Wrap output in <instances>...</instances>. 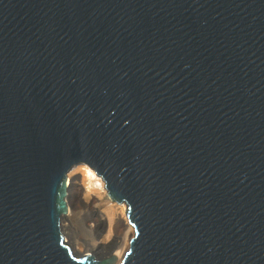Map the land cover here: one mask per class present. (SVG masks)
<instances>
[{
  "label": "water",
  "instance_id": "obj_1",
  "mask_svg": "<svg viewBox=\"0 0 264 264\" xmlns=\"http://www.w3.org/2000/svg\"><path fill=\"white\" fill-rule=\"evenodd\" d=\"M73 166L119 264H264V0H0V264H115L64 236Z\"/></svg>",
  "mask_w": 264,
  "mask_h": 264
},
{
  "label": "bare ground",
  "instance_id": "obj_2",
  "mask_svg": "<svg viewBox=\"0 0 264 264\" xmlns=\"http://www.w3.org/2000/svg\"><path fill=\"white\" fill-rule=\"evenodd\" d=\"M67 176L69 178L68 196H67L69 210L67 215L63 217V219L66 220V223L63 224L62 230L73 231L76 229L75 226L76 223L73 220L75 214L74 211L69 206V202L70 204L74 202V205L78 203H82L83 206L89 208V211L91 209V212L92 211L95 212L97 216L96 221L93 222L94 224L87 226L85 239L80 237L77 238L75 236L70 241L72 251L75 254H83L88 252L95 253L96 248L107 247L108 250L106 254L113 255L116 260L115 264H118L122 260L124 254L126 253L129 246V241L134 233L133 228H129L124 213L126 212L125 205L112 204L109 202L103 180L101 178L95 177V172L91 168L73 166L71 168V171L68 172ZM104 202H105V207L103 211H99L98 208L96 209V207L101 206V204H103ZM98 223L103 225V227H105L104 228L106 232L104 238L105 241L108 240L109 238H112L113 239L112 242L114 243V245L117 244L118 241L120 242V244L117 246L118 248L115 251L113 250L114 245L111 244V242L105 245L100 243V241H96L93 238L94 236L92 235V233L98 227ZM119 226H121L122 229L120 236H117L116 229ZM88 236L91 238H88ZM85 247H88V249H86Z\"/></svg>",
  "mask_w": 264,
  "mask_h": 264
},
{
  "label": "rangeland",
  "instance_id": "obj_3",
  "mask_svg": "<svg viewBox=\"0 0 264 264\" xmlns=\"http://www.w3.org/2000/svg\"><path fill=\"white\" fill-rule=\"evenodd\" d=\"M69 180V178H68ZM67 203H68V200H67ZM69 206L71 207V209L74 211V217H73V220L74 222L76 223L75 226H76V229L71 231V230H63L64 233H65V236H66V240L70 243V241L76 236L77 238L80 237V238H83L85 239V234H86V231H87V226L88 225H91V224H94L93 222L96 221L97 219V216H96V213L95 212H91V209L89 211V208L88 207H85L82 205V203H78V204H75L74 205V202L70 204L69 202ZM94 206V205H92ZM103 207V208H102ZM105 207V202L103 204H101V206H98L96 207V209L98 208L99 211H103ZM75 209V210H74ZM77 212V213H75ZM91 215V216H90ZM91 217V218H90ZM94 217V218H93ZM90 218V219H88ZM88 219V220H87ZM66 223V220L63 219V222H62V226L63 224ZM64 228V227H63ZM103 228V229H102ZM105 227H103V225L99 224L98 223V227L93 231L92 235L94 236L93 238L96 240V241H100V243L102 244H108L111 242V244L114 245V243L112 242L113 239L112 238H109L108 240L105 241ZM102 229V230H101ZM121 226H119L117 229H116V234L117 236H120L121 234ZM88 238H91L88 236ZM104 239V240H103ZM120 240V239H119ZM120 244V242L118 241L117 244L114 245V249L112 247V249L115 251L118 247V245ZM86 249H88V247H85ZM107 247H103V248H96L95 249V253L99 254V255H107L106 252H107ZM112 250V251H113ZM120 263V262H119ZM118 263V264H119Z\"/></svg>",
  "mask_w": 264,
  "mask_h": 264
}]
</instances>
